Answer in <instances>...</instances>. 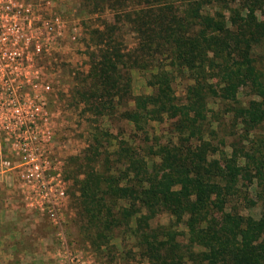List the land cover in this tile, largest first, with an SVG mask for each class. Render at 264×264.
Here are the masks:
<instances>
[{"label":"trees","instance_id":"obj_1","mask_svg":"<svg viewBox=\"0 0 264 264\" xmlns=\"http://www.w3.org/2000/svg\"><path fill=\"white\" fill-rule=\"evenodd\" d=\"M79 3L113 20L89 31L68 100L94 119L68 171L82 240L110 264H264V0Z\"/></svg>","mask_w":264,"mask_h":264},{"label":"rangeland","instance_id":"obj_2","mask_svg":"<svg viewBox=\"0 0 264 264\" xmlns=\"http://www.w3.org/2000/svg\"><path fill=\"white\" fill-rule=\"evenodd\" d=\"M23 5L30 7L31 22L49 20L60 12L64 22L59 33L49 35L54 42L50 44L49 58L43 61L47 63L48 60L51 64L47 77L52 83L53 108L57 110L54 152L58 166L64 171L66 199L60 221L52 224L43 214L23 205L19 189L11 178L0 186V264H110L88 242L82 240L76 225L78 216L74 203L77 193L68 171L73 170L70 161L86 148L87 134L91 132L90 126H93L89 121L94 119L89 115L81 116V107L76 108L68 100L76 72L88 69L90 53H93L92 48L86 49L89 31H102L104 24L113 23L112 17L108 11L98 15L82 11L79 0H25ZM119 33H124L122 51L126 52L133 47L134 38L125 25ZM129 74L132 95L150 92L145 83L146 74L137 70H131ZM174 87L179 95L181 86L178 81ZM98 123L118 139H126L130 128L120 119L108 122L103 118ZM153 128L155 134L164 130L163 125H153ZM243 214L256 218L258 208L243 210ZM159 221L165 223V216H161Z\"/></svg>","mask_w":264,"mask_h":264},{"label":"built area","instance_id":"obj_3","mask_svg":"<svg viewBox=\"0 0 264 264\" xmlns=\"http://www.w3.org/2000/svg\"><path fill=\"white\" fill-rule=\"evenodd\" d=\"M25 0H0V186L9 178L23 205L56 224L65 207V180L55 156V115L48 81L49 35L61 12L31 22Z\"/></svg>","mask_w":264,"mask_h":264}]
</instances>
